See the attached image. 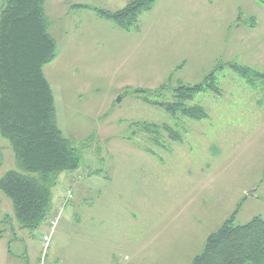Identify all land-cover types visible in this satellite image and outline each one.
Listing matches in <instances>:
<instances>
[{
    "label": "rangeland",
    "instance_id": "obj_1",
    "mask_svg": "<svg viewBox=\"0 0 264 264\" xmlns=\"http://www.w3.org/2000/svg\"><path fill=\"white\" fill-rule=\"evenodd\" d=\"M46 7L58 56L44 71L80 166L53 177L39 226L0 237V264H41L53 225L47 264H191L234 213L235 224L264 218V78L250 82L231 67L264 72V3L156 0L131 31L93 9L67 17ZM213 70L221 92L188 102L207 118L175 116L156 103L174 101L176 87L202 83ZM144 122L159 131H145ZM10 170L21 168L0 136V179ZM12 211L0 189V217Z\"/></svg>",
    "mask_w": 264,
    "mask_h": 264
},
{
    "label": "trees",
    "instance_id": "obj_2",
    "mask_svg": "<svg viewBox=\"0 0 264 264\" xmlns=\"http://www.w3.org/2000/svg\"><path fill=\"white\" fill-rule=\"evenodd\" d=\"M155 3L156 0H130L115 11L91 8L121 29L131 31L139 24L140 15L152 10ZM57 56V41L49 31L45 0H2L0 136L10 141L21 171L10 170L0 179L1 191L14 205V213L0 217V237L15 230L16 224L19 228L39 226L51 207L53 177L80 166L77 150L57 125L53 90L44 71L45 65ZM231 67L250 82L264 78V72L249 66L232 63ZM217 78L213 70L202 83L176 87L174 101L156 103L175 116L205 119L206 109L188 102L203 91L220 93ZM165 88L163 85L158 90ZM158 127L144 122L142 128L158 132ZM163 128L175 140L180 136L167 124ZM234 216L235 213L208 237L203 251L191 264H264V218L257 215L245 224H235Z\"/></svg>",
    "mask_w": 264,
    "mask_h": 264
},
{
    "label": "crops",
    "instance_id": "obj_3",
    "mask_svg": "<svg viewBox=\"0 0 264 264\" xmlns=\"http://www.w3.org/2000/svg\"><path fill=\"white\" fill-rule=\"evenodd\" d=\"M111 2H114L115 4H120L121 7H124L130 0H110ZM47 6H49L50 10L54 11H61V13L63 12V16H69L71 13H74L76 11L78 12H84L88 11V10H92L91 5H89L88 3H86L84 0H45V10L47 11ZM88 7H85V6ZM95 7V6H93ZM120 7V8H121ZM119 9V8H117ZM117 9H113V10H117ZM94 10V9H93ZM61 13H60V17H61ZM62 22L64 20H61ZM52 25H49V31L50 33L54 36V33L52 32ZM55 37V36H54ZM56 39V37H55ZM108 179V178H107ZM110 179V177H109ZM82 187H80V191L82 192V190H85V192L89 191L90 188H88L85 184V180L81 181ZM85 188V189H84ZM66 198H64V194H60L59 196H57V200L56 203L57 206H60ZM55 209L57 210L58 208L55 207ZM12 213H14V211H12ZM192 225V223H191ZM16 226H18V224H16ZM19 227V226H18Z\"/></svg>",
    "mask_w": 264,
    "mask_h": 264
},
{
    "label": "built area",
    "instance_id": "obj_4",
    "mask_svg": "<svg viewBox=\"0 0 264 264\" xmlns=\"http://www.w3.org/2000/svg\"><path fill=\"white\" fill-rule=\"evenodd\" d=\"M68 198L69 199L73 198V193L71 191H68ZM58 217H57V219H58ZM55 223H56V221L53 224H55ZM53 230H54V225L52 227L51 232L44 236L41 264H47L46 263L47 262V254H48V250H49V244H50L51 239H52Z\"/></svg>",
    "mask_w": 264,
    "mask_h": 264
},
{
    "label": "water",
    "instance_id": "obj_5",
    "mask_svg": "<svg viewBox=\"0 0 264 264\" xmlns=\"http://www.w3.org/2000/svg\"><path fill=\"white\" fill-rule=\"evenodd\" d=\"M250 194H252V192H250ZM9 216V215H8Z\"/></svg>",
    "mask_w": 264,
    "mask_h": 264
}]
</instances>
